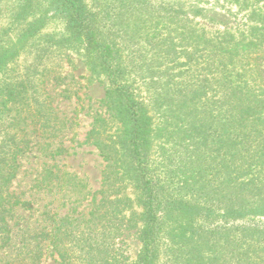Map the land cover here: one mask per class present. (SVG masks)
Here are the masks:
<instances>
[{"label": "rangeland", "instance_id": "rangeland-1", "mask_svg": "<svg viewBox=\"0 0 264 264\" xmlns=\"http://www.w3.org/2000/svg\"><path fill=\"white\" fill-rule=\"evenodd\" d=\"M25 2L0 0V42L25 26L22 18L14 21ZM81 2L102 38L114 43L124 75L120 83L145 105L152 130L150 168L162 193L203 211L216 210L210 217L195 215L187 250L164 236L156 264H188L189 258V264H224L228 231L235 245L242 241L260 248L264 258V217L232 221L224 232L217 212L221 202H206L199 184L188 180L191 168H204L199 178L210 183L207 190L222 181L213 179L221 154L212 145L227 119L225 88H251L252 58L257 54V62L264 63V0ZM33 5L36 9L39 0ZM80 47L52 17L0 75V101L8 106L0 105V173L7 171L13 147H22L14 177L0 185L19 200L0 222V264H61L60 254L67 264H133L139 256V201L126 178L102 184L110 163L92 144L108 145L106 136L117 137L121 128L104 102L111 85ZM9 88L22 100L7 101ZM260 105L263 118L256 126L264 137V102ZM19 110L29 118L10 122ZM92 128L101 134L85 143ZM257 140L264 155L263 139ZM90 212L95 216L85 223Z\"/></svg>", "mask_w": 264, "mask_h": 264}, {"label": "trees", "instance_id": "trees-1", "mask_svg": "<svg viewBox=\"0 0 264 264\" xmlns=\"http://www.w3.org/2000/svg\"><path fill=\"white\" fill-rule=\"evenodd\" d=\"M25 3L24 8L20 9L19 14L14 18V21L22 18L25 26L16 32L14 37L0 42V75L15 62L24 46L37 36L48 20L52 17L59 18L64 24L68 41L73 45L81 46L90 64L96 70L103 71L111 85L104 102L121 128L117 137L106 136L109 140L108 145L104 142H92V144L100 150L104 160L110 163L108 165L110 171L105 173L106 177L102 184L111 186L114 182L126 178L131 183L136 200L139 201L141 212L138 215L142 223L137 235L141 250L133 264H156L164 236H167L168 242L180 250H187V244L194 236L192 220L195 215L201 212V215L204 213L203 217H210L216 210H213V206H209L203 208L205 210L203 211L192 203L162 193L159 178L150 168L151 120L143 102L135 98L129 86L120 83L124 75L121 64L115 61L117 50L114 49V43L102 38V34L94 26L81 0H39L36 9L34 5L32 6V0H26ZM34 10L40 13L37 14ZM245 47L247 48L246 45ZM258 59V55L255 54L248 68L251 75L250 90L239 84L225 88L222 106L225 107L227 119L224 121L222 135L219 138L217 136L212 145L214 153L221 154V160L216 164L219 168L213 179L215 182L221 176V183L207 190L210 183L199 178L204 175V168L197 170L191 168L188 176L189 182L199 184V191L206 202L211 204L221 202L222 208L217 212L223 220L224 232L228 230L226 226L232 221L264 217V155L259 154L257 150L262 143L257 139L262 138L264 142V137L256 126V122L263 118L261 113L258 116L257 109L264 102V63L257 62ZM6 96L7 101L22 100L21 94H16L12 88L6 91ZM0 105L8 108L6 100H1ZM27 118H29L28 112L19 110L16 116L10 118V122L17 124ZM99 134H101L100 130L92 128L87 133L88 138L85 143ZM201 141L206 145L204 138ZM11 151L13 155L10 165L5 173H0V185L3 187L8 185L15 175L16 157L22 152V147L17 145ZM182 173L186 174L187 171ZM184 180L187 181L185 178ZM18 201L15 195L0 189V222H4L6 212L16 207ZM117 201L121 200L115 202ZM89 215L90 218L85 220V223H90L95 216L91 212ZM182 219H185V224H178L177 229L169 230L170 227L177 225V220ZM228 232L225 233V248L228 249V253L224 264H264V258L259 254L260 248L242 241H238L235 245L233 239L228 237ZM7 243V238L2 241L4 246ZM231 245L237 248L229 249ZM60 259L61 264H67L65 254H60ZM231 259L236 261L231 263ZM190 260L189 258L186 262L189 264Z\"/></svg>", "mask_w": 264, "mask_h": 264}]
</instances>
